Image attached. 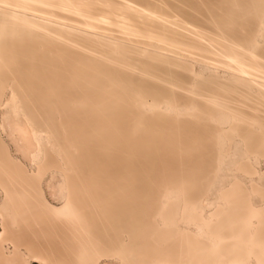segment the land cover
I'll list each match as a JSON object with an SVG mask.
<instances>
[{
    "label": "rangeland",
    "instance_id": "1",
    "mask_svg": "<svg viewBox=\"0 0 264 264\" xmlns=\"http://www.w3.org/2000/svg\"><path fill=\"white\" fill-rule=\"evenodd\" d=\"M131 1L249 49L264 63V0ZM44 16L57 19L51 11ZM71 17L60 14L66 23ZM199 65L196 72L204 71ZM218 83L194 78L168 58L107 48L77 34L71 42L55 40L0 16V101L13 87L56 136L59 156L48 160L41 181L45 205L76 212L88 225L104 252L95 264H244L249 245L264 248L258 232L249 244L248 230L251 223L264 229V159L250 160L257 172L250 175L221 156L220 133L236 139L248 125L226 120L235 112L220 104L240 110L238 89ZM221 116L222 126L213 118ZM0 124L14 161L32 172L29 127L4 110ZM79 257L86 264V255Z\"/></svg>",
    "mask_w": 264,
    "mask_h": 264
},
{
    "label": "bare ground",
    "instance_id": "2",
    "mask_svg": "<svg viewBox=\"0 0 264 264\" xmlns=\"http://www.w3.org/2000/svg\"><path fill=\"white\" fill-rule=\"evenodd\" d=\"M48 11L57 15V19L45 18ZM60 14L72 16L70 23L63 22ZM0 16L11 17L35 29L39 35L55 40L71 42L77 34L107 48L121 47L124 52L137 51L152 58H168L194 74V78L212 76L220 81L221 88L238 89V99L234 101L240 110L228 104L220 105L224 112H235L227 115L226 120L245 119L248 128L244 133L235 132L236 139L232 140L221 132L219 147L225 148L220 154L231 156L238 168L246 173H257L250 160L264 159V63L251 50L224 45L183 19L160 14L131 0H0ZM113 27L118 35L114 34ZM214 44L219 48L216 49ZM196 64L205 70L196 72ZM1 110L4 113L11 111L16 119L23 118L35 149L30 156L34 170L31 168L33 171L29 172L14 161L1 135L4 129L0 124V264H27L29 260L40 264H81L79 254L86 255L84 263L95 264L104 252L88 225L78 220L74 215L76 212L50 209L45 205L41 181L51 167L48 160L52 155L59 156L56 136L47 123L41 121L40 113L36 120L35 115L24 107L13 87L10 98L0 101ZM258 111L262 112V117L258 116ZM213 118L222 126V116ZM62 174L64 197L71 201L74 197L68 175ZM35 209L39 214H35ZM253 217L259 219L258 212ZM258 229L250 224L249 244H254L257 232L264 239V229ZM252 247L248 246L249 258L244 264H252V259L256 264H264V248L256 250Z\"/></svg>",
    "mask_w": 264,
    "mask_h": 264
}]
</instances>
